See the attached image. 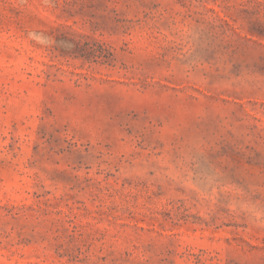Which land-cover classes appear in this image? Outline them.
<instances>
[{"label":"rangeland","instance_id":"1","mask_svg":"<svg viewBox=\"0 0 264 264\" xmlns=\"http://www.w3.org/2000/svg\"><path fill=\"white\" fill-rule=\"evenodd\" d=\"M0 264H264V0H0Z\"/></svg>","mask_w":264,"mask_h":264}]
</instances>
